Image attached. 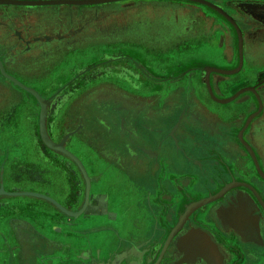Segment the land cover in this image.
I'll use <instances>...</instances> for the list:
<instances>
[{
	"label": "flooded vegetation",
	"instance_id": "flooded-vegetation-1",
	"mask_svg": "<svg viewBox=\"0 0 264 264\" xmlns=\"http://www.w3.org/2000/svg\"><path fill=\"white\" fill-rule=\"evenodd\" d=\"M129 1L122 4L121 8L116 7L118 11L137 2ZM142 1L155 3L153 0ZM250 2L260 4L263 9L250 10L244 14L243 19L233 15L226 6L222 8L235 18L243 32V64L240 73L244 68H249L248 74L260 72L261 75L257 76L259 80L253 79V84L241 83V77L238 76L235 81L230 82L229 94L225 97L215 94L219 98L231 97L236 90L247 85L254 86L256 92L244 91L228 103H215L217 106L210 103L204 105L203 102L202 111L178 108L177 113L173 111L175 107L171 103H167L162 111L153 113L147 107L149 100L126 93L120 82L137 81L138 77L160 81L162 86L170 85L169 83L179 79L174 77L181 73L182 64L174 60L171 53L169 57L173 58L170 62L162 63L165 56L161 51L179 52L183 48L190 49L192 45L196 46L195 41L205 45V53L210 58H219V61L231 58L230 61L236 62L238 66L240 47L234 25L230 29L237 37L234 49H231L227 40L225 31L229 32V29H225L221 31V40L224 39V43L219 46L220 51L216 41L198 33L199 28L182 26L190 19L195 20L198 16L195 12L158 2L157 5L161 8L159 15L174 17L167 27L168 31L183 29L176 33L174 40L177 43L185 41L187 45L173 48V42L169 40L175 34L174 30L171 37L162 39L161 42L164 43H161L160 35L164 33L161 30L149 27L135 30L122 27L112 19L107 20V15L102 12H109V5L98 3L79 7L67 3H0V62L9 74L22 82L29 80V83H25L37 89L46 99L60 101L55 114L47 117L46 125L51 138L55 140L57 130L63 131L62 139L66 132L74 131L78 127L82 131L84 128L96 129L97 126L102 128L104 136L108 135L111 142L121 141L124 156L129 161L127 166L131 165L129 168L130 176L133 177L132 185L144 193L140 198V206L150 207L146 215L148 220L151 218V225L158 228V233L164 220L171 217L174 208L178 210L179 195L182 196L183 204L188 203L180 216L176 214L178 211L176 216L174 214V221L170 223L171 228L164 239L158 235V241H131L130 255L128 254L125 264H157L160 260V264H264V67L252 61L247 54L249 50H252L250 54L254 51L257 55L264 52V0ZM259 7L257 5L254 8ZM130 48H134V51ZM198 49L203 50L197 48V51ZM82 68L85 71H80ZM120 68L124 74L118 73ZM165 75L169 80L166 81ZM198 75L186 76L195 84ZM102 81L112 83L103 87L107 89L104 94L117 105L112 111L101 109L103 112L97 118V122H100L98 125L94 122L95 116L92 113L100 108V102H91L86 96ZM68 82L70 83L66 86ZM13 92L6 83L0 82V93L4 98ZM207 94L210 98L209 92ZM2 103L0 109L5 106H1ZM70 110L73 113L66 124L64 116ZM253 114L255 115L248 122ZM107 117L112 122L109 123ZM177 123L179 125L176 128ZM77 133L65 143L70 151V143L75 140ZM61 139L55 141L60 142ZM43 148L48 152L46 146ZM85 149L90 152L89 148ZM75 154L90 176L88 196L91 200L94 187H100L98 183L101 178L92 176L85 158ZM90 157L92 165L98 164L97 155ZM196 159H201L202 167L195 165ZM77 168V174L82 176L80 182L84 183V203L88 186L78 164ZM139 170L143 173L149 171L150 178L147 181L137 180ZM70 172L74 177V171ZM229 184L232 186L218 198L192 211L182 228L169 241L164 256L158 261L169 234L186 209L194 202L218 194ZM184 191H187V197H183ZM168 192L172 193V198L168 197ZM195 192L199 196H192ZM164 207H168L166 209L169 211L165 217L161 213ZM111 213L115 215V212ZM107 214L108 212L99 213L100 216ZM124 219L123 216H115L112 221L119 224ZM96 229L97 232L110 231L106 225ZM154 230L156 229L151 230V234ZM107 233V236H98L95 239L99 242L97 248L102 253L113 245V232ZM184 233L187 234L183 235ZM124 245L122 242L119 250Z\"/></svg>",
	"mask_w": 264,
	"mask_h": 264
},
{
	"label": "crops",
	"instance_id": "crops-1",
	"mask_svg": "<svg viewBox=\"0 0 264 264\" xmlns=\"http://www.w3.org/2000/svg\"><path fill=\"white\" fill-rule=\"evenodd\" d=\"M215 44L217 45L216 42ZM130 50L133 52L134 48ZM183 51L190 49L183 48L179 52ZM250 51L252 50L248 51V57L264 67V52L258 54L260 57L254 51L250 54ZM161 52L165 56L162 63L170 62L173 58L169 57L170 53L171 56L176 53L170 50ZM189 57L182 60V67ZM258 75H261L260 72L241 74L239 77L243 83L258 79ZM136 78L137 81L127 80L120 83L126 93L149 100L147 107L153 113L162 111L167 103L173 104V111L177 113V109L184 103L187 104V109L202 111L204 106L199 100L202 99L203 104L211 102L207 93L205 97L197 91L193 80L186 75L166 86L154 79ZM25 81L29 83V80H24L23 83ZM0 82L6 83L14 91L6 98L0 93V103L3 102L1 106L5 104L0 109V264H125L130 255L131 241L160 239L157 227L151 225V218L148 220L146 215L150 207L140 206V198L144 193L132 185L133 177L130 176L129 168L131 165L127 166L129 161L124 156L121 141L111 142L108 135L104 136L102 128L97 126L96 129L84 128L82 131L81 128L78 130L79 127L75 129L74 134L79 132L70 143L71 150L85 158L92 176L101 178L98 183L100 187H94L91 200L87 196L83 203L84 183L80 182L81 174H77V163L63 152L45 145L47 152L43 148L44 144L40 142L41 105L38 99L2 73ZM25 106L29 108L24 112ZM21 113L27 127L31 128L30 139L21 136L24 130L20 125ZM72 113L70 110L64 116L66 124ZM66 130L67 128L64 131ZM61 131H56L55 140L61 139ZM85 148H89L90 152ZM93 154L97 155L98 164L92 165L90 156ZM70 170L74 171V177ZM148 172L139 170L137 180L147 181L150 178ZM119 181L128 183L127 190L120 191L119 186L123 182L121 184ZM138 184L137 182L136 185ZM35 194L47 196L54 201ZM168 194L172 196L171 192ZM62 207L82 213L74 216ZM103 212L108 214L100 216L99 213ZM111 212H115V215ZM115 216H123L124 222L118 224L112 221ZM104 225L110 231L97 232L96 228ZM153 228L156 230L151 234ZM107 232H113V245L102 253L97 248L99 242L95 239L98 236H107ZM122 242L123 245H128L119 250ZM144 261L146 262L145 259Z\"/></svg>",
	"mask_w": 264,
	"mask_h": 264
},
{
	"label": "rangeland",
	"instance_id": "rangeland-1",
	"mask_svg": "<svg viewBox=\"0 0 264 264\" xmlns=\"http://www.w3.org/2000/svg\"><path fill=\"white\" fill-rule=\"evenodd\" d=\"M135 1H137L136 4H133L131 6L129 5V7H127V8L126 7L122 8L123 10H120V11H118V8H116V7L121 8V5L126 3V2L127 3L130 2L129 0L128 1L127 0H119V1H111V2L101 3L104 6L109 5L107 7L109 12H102V13H105V15H107V17H106L107 20L112 19L113 22L116 21L119 24H121L120 26H122V27L132 28L135 30H138V29L144 30V29L149 27V28H155V29L161 30L160 32H164V33H161V35H160V38H161L160 42L164 38L171 37V35L173 34V30H174L175 34L173 35L172 39L169 40V42H171V43L173 42L171 44V46L173 48H175V46H176V48H178V47L181 48L180 45L186 46L187 42L184 41L185 42L184 43L182 41H180V42L178 41V43H177V41L175 42L174 39L176 37V33L180 32L181 30L183 31V29L180 27L181 28L180 30L172 29V32H169L168 31L169 29H167V27L172 23V20L174 19V17L173 16L163 17V16L159 15L158 12H159V9H161V8L157 4H159L158 2H161V3H164L166 5L174 6L177 8L178 7L179 8H186V9H189V10L195 12L198 16L195 17V20L190 19V20L184 22L182 24L183 27L199 28L198 33L201 35L203 33L206 35V38L213 39L214 42L216 41L218 47L221 45L223 46V43H224V39L221 40V36H222L221 31L222 30L225 31V29L226 30L229 29V32H227V31H225V32H226V35L228 36L227 40H228V42H230L231 49L232 50L234 49L235 43L237 41V37H236V34H234V31L230 30L231 26L233 24L221 12H219L218 10H216L215 8H213L212 6H210L208 4H203L202 2H199L196 0H153V1H155V3L153 2L154 4L149 3V2H144L142 0H140L141 3H138L139 0H135ZM145 1H151V0H145ZM209 1L214 2V4L216 3V4L220 5L221 7L226 6L233 13V15H236L242 19L244 18L243 16H245L244 14L245 13L247 14L250 10H256V9L261 10V9H263V8H261L260 4H257L255 2L251 3L250 1H252V0H209ZM110 4H113V5H110ZM71 5H73V4H71ZM74 5H79V7H82V6H88V5L92 6L93 4H74ZM257 5L260 7L254 8ZM164 34H165V36H163ZM162 36H163V38H162ZM161 43H163V42H161ZM194 44H196V46H195L196 48L192 45L190 47V51H183V52L176 51L175 56H174V60L179 59L177 61L180 64L182 63L183 59L188 58L192 53H194V54L192 57H189V59L184 61L186 64L184 65V67H180L181 73L176 74L174 78L180 79L181 77H183V75L185 76V75L189 74L191 76V74H196V75L199 74L197 76L196 81H195V87L198 91H200L205 96L206 93L209 92L208 88L206 86V83H205L206 68L207 67H216V68H221V69H233V68L237 67L236 66L237 64L234 61L231 62L230 61L231 58L230 59L224 58V60H222V61H219V58H215V57L210 58L209 57L210 55L208 56V54L205 53V45L197 43V41H195ZM193 47H194V49H192ZM197 48H201L203 50L198 49V51H197ZM211 54H212V52H211ZM248 69L249 68H247V69L244 68L242 73H240V71H239V72H236L234 74H223V73H219V72H212L211 73V84H212L213 90L215 91V93L218 96L225 97L227 94L230 93L229 92L230 91L229 86L231 84L230 82L235 81V79L238 76H240L241 74L247 75ZM80 71H85V70L82 68ZM118 71H119L118 73L124 74V71L121 68ZM166 76L167 75H165V79L167 81L169 79ZM257 80H259V78L256 79L255 81H257ZM62 83L60 85H62ZM69 83L70 82H68V84L66 86H68ZM245 83L253 84L255 82L253 80V81H247ZM25 85H27V84H25ZM107 85H112V83L103 82V81L100 82V84L98 86L96 85L95 88L91 89L90 90L91 92L86 96V99L91 100V102H96V101L100 102V108L97 109V111L94 110V112L92 113V115L95 116L94 122H97V118H99V115L103 112V111H101L102 108H104L106 111H110V110L112 111L113 109H115V107L117 105L116 103L112 102V99L109 98V96L104 94V90H107V89H105L103 87H105ZM29 87H31V86H29ZM32 88H34V87H32ZM207 96H208V94H207ZM210 98H211V100L214 101V102L211 101L210 104H212V105L214 104L215 106H217V104H221L220 102H217L216 100H214L212 97H210ZM47 100L49 102L48 107L50 109V111H48V114H47V117H48L50 114H55V112L57 111L56 107L59 106L60 101H59V99H53V100L47 99ZM199 101L201 102V104L203 103L202 99ZM215 103H217V104H215ZM223 105H227V104H223ZM218 106H220V105H218ZM180 107L186 109L187 104L184 103ZM27 108H29V106L24 107V109H23L24 112L27 110ZM19 117H20V125L24 129L21 133L22 134L21 136L25 139H30L31 138V128L27 127V124L25 123V120L23 119L22 113H21V116L19 115ZM107 120L109 123L112 122L108 117H107ZM114 121L115 120H113V122ZM99 123L97 122L96 124L99 125ZM178 125H179V123H177L176 128ZM112 127L115 128L114 126H112ZM69 132H71V131H69ZM69 132H66L65 135ZM64 136H63V138H64ZM70 138H71V136L68 137L67 140H69ZM39 139L44 144V142L42 141L41 135H40ZM44 146H45V144H44ZM195 165L198 167H202L203 163H202L201 159H196ZM119 182L122 184L123 181H119ZM127 186H128V183L123 182V185L119 186L120 191L122 189L127 190V188H126ZM184 192L185 193H184L183 197H185V196L187 197V191H184ZM188 196H189V192H188ZM192 196L197 197L199 195L197 192H195L194 195H192ZM168 197H171V196L169 195ZM179 197L180 198L177 201L179 203L178 210H176V207H175L174 210L172 211V215L170 217L171 219L169 217L167 218V220L163 219L165 222L162 223L161 229L159 230V234H158V235L162 236V239L165 238V235L167 234V232L171 228L170 223H173V221H174V218H172V217H174V214L178 211L176 214L178 216H180L184 211V207H186L188 205V203H187L188 200L186 201L187 204H183L181 202L182 196L179 195ZM168 202L171 203V200H169ZM203 206L204 205H202V207ZM173 207H174V205H173ZM166 208H168V207H164L163 211L161 212L164 215V217L167 213H169V211ZM198 208L199 207L195 208L193 211H195ZM176 214H175V216H176ZM185 234H187V233H184L183 235H185ZM196 234L201 235L200 232H196Z\"/></svg>",
	"mask_w": 264,
	"mask_h": 264
},
{
	"label": "water",
	"instance_id": "water-1",
	"mask_svg": "<svg viewBox=\"0 0 264 264\" xmlns=\"http://www.w3.org/2000/svg\"><path fill=\"white\" fill-rule=\"evenodd\" d=\"M4 1H22V2H26V3L34 4V5H47L45 3L52 4L54 2H63V3H67V4H72V3L73 4H91V3L92 4H95L97 2H103V3H105V2L114 1V0H1L0 2L2 3ZM196 1L205 2L206 4H208V5L216 8L219 12H221L235 26V28L237 29V32H238L239 47H240V63H239V65L236 68H233V69H221V68H215V67H207L206 68V72H205V82H206V84L208 86V89H209L212 97L214 99H217V100H220V101L226 103V102H228V100H231L237 94L234 95V96H232V97L219 98L215 94V92L213 90L210 76H211V73L213 71L219 72V73H223V74H234V73L238 72L241 69L242 64H243V44H244L243 32H242V29L240 28L239 24L235 20V18L233 16H231L228 12H226L222 7H220V6L212 3L210 1H207V0H196ZM0 68H1L2 74L4 76H6L9 79L13 80L16 84H18L22 88L26 89L27 91L31 92L38 99V101H39V103L41 105L40 135H41L42 141L44 142V144L46 146H48V147H50V148H52L54 150L63 152L64 154L68 155L70 158H72L79 165V167L81 168V170H82V172H83V174H84V176L86 178V181H87V186H88L87 187V196H88L89 195V191H90V176L88 175V173L86 171V168L84 167V164L82 163V161L80 160V158L76 154H74L72 151H70L65 146V143H66L67 138L70 137V136H72L76 132V130L67 133L60 142L54 141L51 138V136L49 135L48 130H47V125H46V122H47V114H48V105H49L48 100L45 99L43 96H41L40 93L36 89L25 85L19 79H17L13 75L7 73L6 70L4 69L3 64L1 62H0ZM252 90L256 92V89L255 88H252ZM253 116L254 115H251L249 117L248 122L253 118ZM20 193H30V192H20ZM35 195H39V196H42V197H45V198H48V199L52 200L51 198H49L47 196H44V195H41V194H35ZM87 200H88V198H87ZM52 201H54V200H52ZM62 209H64L69 214L74 215V216L75 215H79L80 213H82V211H80V212L79 211L78 212L68 211L64 207H62ZM194 209H195V207H193V206H191V207L189 206L186 209V211L184 212V214L181 216L179 222L176 224L174 230L172 231V233H170V236L171 235H174L176 232H178L179 229L182 228V226L184 225V223L186 222V220L189 218V215L192 213V211ZM168 242H169V239H168ZM168 242L165 244V246L163 248V251H162V253H161L158 261L164 256Z\"/></svg>",
	"mask_w": 264,
	"mask_h": 264
},
{
	"label": "bare ground",
	"instance_id": "bare-ground-1",
	"mask_svg": "<svg viewBox=\"0 0 264 264\" xmlns=\"http://www.w3.org/2000/svg\"><path fill=\"white\" fill-rule=\"evenodd\" d=\"M1 1V0H0ZM114 1H119V0H114ZM109 2H111V1H109ZM1 3V2H0ZM2 3H14V4H23V5H34V4H29V3H26V2H22V1H4V2H2ZM63 2H54V3H52V4H62ZM98 3H103V2H97V3H95V4H98ZM202 3H204V4H206L205 2H202ZM45 4H48V3H45ZM73 4V3H72ZM92 4V3H91ZM214 8V7H213ZM216 9V8H215ZM217 10V9H216ZM244 39V38H243ZM243 47H244V45H243ZM244 49V48H243ZM216 68V67H215ZM240 71V70H239ZM238 71V72H239ZM213 72H215V71H213ZM206 83V82H205ZM206 86H207V84H206ZM207 88H208V86H207ZM252 88H255V87H251V86H247V87H244V88H241V89H239L235 94H233L232 96H234V95H236L235 97H233L231 100H228V102H230V101H232V100H234L237 96H239L241 93H243L244 91H248V90H252ZM208 91H209V89H208ZM209 93H210V91H209ZM210 95H211V93H210ZM231 96V97H232ZM211 97H212V95H211ZM213 98V97H212ZM214 99V98H213ZM214 100H216L217 102H220V103H224V102H222V101H220V100H217V99H214ZM228 102H226V103H228ZM253 115H255V114H253ZM232 186V184H229L228 185V187L226 188V189H224V190H222L221 191V193L219 192L218 194H216V195H214V196H211V197H209V198H207V199H203V200H200V201H197V202H194V203H192V205H190V207L191 206H193V207H200V206H202V205H204V204H206V202H210V201H212V200H214V199H216V198H218L222 193H224L227 189H229L230 187ZM174 230V229H173ZM176 234V233H175ZM174 234V235H175ZM174 235H171V236H169V241L172 239V237L174 236ZM196 240H198V239H196ZM167 242H168V240H167ZM201 242V241H200ZM198 243V242H197ZM168 244H169V242H168ZM168 244H167V246H168ZM195 247V246H194ZM197 247V246H196ZM212 252V251H211ZM212 257H214V254H212ZM214 259H215V257H214Z\"/></svg>",
	"mask_w": 264,
	"mask_h": 264
}]
</instances>
